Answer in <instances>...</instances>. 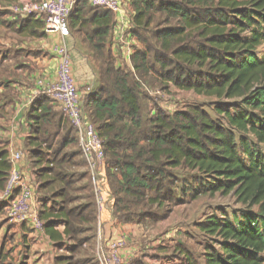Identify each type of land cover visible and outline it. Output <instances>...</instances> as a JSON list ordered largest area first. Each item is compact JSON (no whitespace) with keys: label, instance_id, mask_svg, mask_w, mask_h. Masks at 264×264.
Here are the masks:
<instances>
[{"label":"trees","instance_id":"1","mask_svg":"<svg viewBox=\"0 0 264 264\" xmlns=\"http://www.w3.org/2000/svg\"><path fill=\"white\" fill-rule=\"evenodd\" d=\"M131 8L130 34L140 48L130 68L117 66L110 50L112 13L78 1L68 19L95 65L97 88L84 95L83 111L105 143L114 217L143 225L201 196L233 194L244 206L239 218L220 211L197 225L208 240L201 264H264V0H131ZM33 18L22 27L32 35L43 27ZM171 88L213 100L214 116L202 105L150 112L149 93ZM26 118L43 231L59 247L70 243L68 256L54 261L98 264L82 254L95 238L96 211L84 160V173L73 171L81 155L69 150L76 132L43 95ZM6 156L0 153L1 191ZM179 253L180 264H200Z\"/></svg>","mask_w":264,"mask_h":264},{"label":"crops","instance_id":"2","mask_svg":"<svg viewBox=\"0 0 264 264\" xmlns=\"http://www.w3.org/2000/svg\"><path fill=\"white\" fill-rule=\"evenodd\" d=\"M13 3H0V79L7 80L9 82L8 86L12 88V91L17 92V96L8 101L9 107L14 114L12 113L13 115L9 119L0 121V142L4 139L7 141L6 146L4 145V148L0 149V153L6 152L7 161L11 154L21 153L22 159L16 164V168L22 173L24 180L30 186H34V177L32 175L34 169L29 153L24 146L25 139L30 135L31 127L26 118L30 106L28 103L29 98L37 96L40 83L51 82L55 79L60 63L59 51L62 48L66 49L70 54L72 76L80 95L84 94L85 87L92 81L94 88L96 87L97 74L89 62L88 46L75 30L69 29V35L65 38H61L58 35L44 34L42 26L33 29L36 34H29L27 29L22 30V27L25 26L24 24L29 20L15 22L10 10ZM132 16L131 0H122L121 12L118 18L115 19V27L112 30L113 41L115 39L120 41L122 31L129 24ZM38 21V19L33 18L30 20V24H35ZM130 42L131 49L128 48V40H126L124 46L120 47L121 53H119V56L115 55L117 54V50L113 49L115 46L110 45L112 54L116 58V64L119 67L124 62L127 63L126 67L130 68V56L134 53L135 49L140 48V45L133 39ZM106 191L110 195L107 185ZM34 196H36L34 203L36 206L40 205L43 202V195L40 194L38 197L34 190ZM100 220L102 225L100 240L103 247H108L110 243L121 242L122 247L119 249L120 257L128 263L130 260L136 259L140 251L138 247L140 240L138 239H145L149 236V232H143L144 228L141 225L119 222L113 215V200L110 201L108 197L105 199L104 207L101 210ZM57 231L62 234L63 225L59 224ZM41 233V238L45 241L43 242L44 246L40 249L47 257L52 254L51 246L56 248L58 243L50 240L44 231ZM30 236H33V234H30ZM150 238L151 236L147 239ZM153 239L154 242L152 241L151 247H154L156 252H162L166 247L162 244V238L155 237ZM61 248L68 251L70 243L63 240ZM144 260L147 261L146 264H176V262L172 261V258H168L165 261H163V258L162 260L159 259L157 260L159 263L149 261L146 258Z\"/></svg>","mask_w":264,"mask_h":264},{"label":"rangeland","instance_id":"3","mask_svg":"<svg viewBox=\"0 0 264 264\" xmlns=\"http://www.w3.org/2000/svg\"><path fill=\"white\" fill-rule=\"evenodd\" d=\"M129 28L130 25L127 24L126 28L122 31L120 41H117V39L113 41V32L111 34L109 42L110 45L115 46V48L113 49L117 50V54H115L117 56H119V53H121L120 47L124 46L126 40H128V48L131 49L130 41L132 40V38L130 34L131 29ZM261 51L262 48H259L258 52ZM88 58L90 59L89 62L91 67L95 70V65L93 63L90 52L88 54ZM126 64L127 63L123 62L122 67H126ZM8 85L9 82L7 80L0 79V121L9 119L14 114L12 109H10L9 107L8 101L16 97L17 92L12 91V88ZM87 86H89L92 91H95V89L97 88V84L94 88L93 81ZM83 95H81L82 106L84 97ZM148 97V109L150 112L155 108H160L166 113H172L182 110L187 106L202 105L209 114L214 116L212 111L207 107L208 104L213 100L196 96L190 92H182L171 88V90L166 93H156L155 91L150 92ZM51 105L54 111L58 112L55 109V106L53 104ZM6 142L7 141L5 139L0 142V149L4 148V145L6 146ZM69 150L70 152H74L78 155L80 154L78 145L76 147L71 146ZM261 154L263 156L264 163V152L262 151ZM75 164L76 167L73 169V171L83 174L84 163L81 155L76 158ZM176 172L180 173L178 171ZM35 183L36 182L34 180V184ZM107 186L110 193L111 190L109 187L108 179ZM34 199H36V196H34ZM2 207L4 208L5 205L3 203H0V264H47V262L48 264H57L54 261L56 256L68 254L67 250H63L59 246H56V248L51 246L52 254L46 257L40 249L44 246L43 242L45 241L43 238H41L42 233L34 232L26 224L15 223L11 221L5 214V211ZM36 208L37 210H39V205L36 206ZM243 209L244 206L237 203L236 198L233 196V194H229L227 196H221L219 194L213 196H201L196 200L189 202L188 204L176 206L172 209L171 213L165 219H161L153 223L147 221L145 224L141 225L144 228L143 232H149V236H151V238L147 239L149 237L148 236L145 239H138L140 240V243L138 242V247L140 248L138 256L136 259H132L129 261V263H127L146 264L147 261L144 260L145 258L149 261H155L156 263H159L157 261L159 259L162 260L163 258V261H165L168 258H172V261L176 262V264H180L183 259L179 251L183 250L193 254L196 258H198V261L201 264L203 249L208 240L200 234L197 225L204 221L207 216L218 213L220 214V211L225 212L230 218H239L241 215L240 212ZM151 212H153V210ZM30 234H33V236H30ZM167 234H169V236H167ZM155 237H161L163 240L162 244L167 247L162 250L163 253L159 251L156 252L154 247H151V243L152 241L154 242L153 238ZM39 245L40 247H38ZM97 247L100 248L99 252L102 256L108 252V247L104 248L101 240L96 241L95 238H93L92 242L87 245L86 249L84 248L82 254L90 255L91 257H95L96 259H98L96 250ZM160 253L163 255H161Z\"/></svg>","mask_w":264,"mask_h":264},{"label":"built area","instance_id":"4","mask_svg":"<svg viewBox=\"0 0 264 264\" xmlns=\"http://www.w3.org/2000/svg\"><path fill=\"white\" fill-rule=\"evenodd\" d=\"M78 1L86 2L93 8L106 10L112 13L115 19L118 18L122 9V0H18L11 5L10 10L14 20H27L34 17L43 22L44 34L65 38L69 35V15ZM59 54L60 63L55 79L51 82L40 83L37 96L29 98L28 103L31 105L38 96H45L75 130L78 147L91 182L96 211L95 235L96 241H99L102 232L101 210L107 197L112 201L106 191L105 143L99 136L96 126L84 114L82 98L72 76L69 52L62 48ZM91 92L92 89L86 86L84 95ZM21 159L19 152L9 156L10 169L5 187L0 193V202L5 205V214L11 221L26 224L36 232H43L44 222L39 218L33 197L36 186H30L16 168V164ZM121 246V242L110 243L108 252L103 256L100 255V248L97 247L98 264H128L119 256L118 251Z\"/></svg>","mask_w":264,"mask_h":264}]
</instances>
